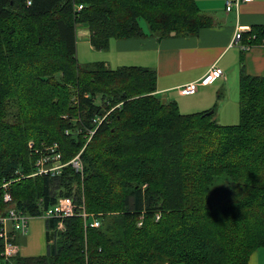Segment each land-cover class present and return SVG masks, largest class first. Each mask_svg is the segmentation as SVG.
Wrapping results in <instances>:
<instances>
[{"label":"trees","instance_id":"1","mask_svg":"<svg viewBox=\"0 0 264 264\" xmlns=\"http://www.w3.org/2000/svg\"><path fill=\"white\" fill-rule=\"evenodd\" d=\"M26 1L0 0V214L12 180L24 213L68 196L100 225L47 218L46 254L4 260L0 239V264H248L264 247V74L241 68L238 123L184 114L156 94L152 68L81 66L76 27L96 50L190 36L212 24L195 0ZM53 145L63 162L80 153L82 170L35 174L36 150Z\"/></svg>","mask_w":264,"mask_h":264},{"label":"crops","instance_id":"2","mask_svg":"<svg viewBox=\"0 0 264 264\" xmlns=\"http://www.w3.org/2000/svg\"><path fill=\"white\" fill-rule=\"evenodd\" d=\"M195 1L200 11L212 19L209 26L200 28L194 35L169 36L160 40L153 36L112 38L106 49L99 50L105 51L101 61L110 68L113 65L117 68L130 65L152 68L157 75L155 92L162 101H174L184 114L210 110L214 116H222L224 111L233 119H220L219 123L230 124L239 116L241 68L247 74H264V36L261 37V33L256 41H252L256 36L253 27L264 26V0H241L230 11L225 8L226 0ZM237 26L249 29L243 31L237 44H230ZM77 27L76 36L89 40L87 24L80 23ZM246 44L249 48L241 49V45ZM212 66L221 68L223 77L206 85H197L193 94L179 91L180 86L199 80ZM26 234L14 235L18 254L26 243L22 242ZM41 234L40 241H43L46 239L45 219ZM37 254L44 255V250ZM248 264H264V247L251 253Z\"/></svg>","mask_w":264,"mask_h":264},{"label":"built area","instance_id":"3","mask_svg":"<svg viewBox=\"0 0 264 264\" xmlns=\"http://www.w3.org/2000/svg\"><path fill=\"white\" fill-rule=\"evenodd\" d=\"M31 0H27L26 3L29 5ZM241 0H226L225 8L227 11L232 9V6L236 7L239 5ZM249 1V0H244ZM82 5H78L77 9L79 10ZM249 29L247 26H237L233 38L230 44H237L244 30ZM249 48V44L241 45V49L246 50ZM223 71L217 66H212L208 72H206L199 80L195 82H190L180 86L179 91L182 94H193L197 90V85H206L214 82L217 78L223 77ZM29 147H32V143H29ZM58 150L56 145L45 147L41 150H36V161L35 165L37 171L35 174H50L56 175L60 173V170L67 164H71L75 171L82 170V162L80 159V153L75 155L68 162L62 161V155ZM12 180L4 182L1 187L5 189L3 193V201L9 206L6 209L5 214H0V239L2 241L3 250L1 256L4 260H9L14 257L18 251L19 246L14 241L15 234H26L28 231L29 221L32 216L24 213L22 210L16 208L10 203L12 202L11 193L8 192V185ZM81 216L84 221V227H97L100 225L99 218L92 216L91 221L88 222L90 214L85 210L84 205L76 204L74 199L68 196L59 198L58 202L54 206L46 208L40 217L47 218H56L57 228H64L63 219L73 216ZM159 218V215H156V219ZM141 224V222H139Z\"/></svg>","mask_w":264,"mask_h":264},{"label":"rangeland","instance_id":"4","mask_svg":"<svg viewBox=\"0 0 264 264\" xmlns=\"http://www.w3.org/2000/svg\"><path fill=\"white\" fill-rule=\"evenodd\" d=\"M144 22L142 23V25L144 26ZM145 27V26H144ZM78 30V27H77ZM76 48H77V59L78 62L81 66H90L92 64H94V62H98L101 61V59L104 57V52L105 51H99L96 50L94 48H92L90 41L86 40V38H78L76 36ZM113 68H117V66L113 65ZM236 91V89L234 90V92ZM222 116H215V119L219 120L222 119L223 121H231V119H233L230 116H226L225 112L223 111L221 113ZM214 116V115H213ZM239 121V116H237V118H235L234 122H229L230 124H236ZM44 228V219L43 218H32L29 221V226H28V231L26 234V241H23L25 239L22 240V242H26L24 244V246H21L20 248V254L25 256H34V255H40L37 254L41 251L44 250V254L47 253V243H46V239L43 241H40V237L43 235L41 234V232L43 231ZM42 240V239H41ZM43 255V254H42Z\"/></svg>","mask_w":264,"mask_h":264},{"label":"water","instance_id":"5","mask_svg":"<svg viewBox=\"0 0 264 264\" xmlns=\"http://www.w3.org/2000/svg\"><path fill=\"white\" fill-rule=\"evenodd\" d=\"M212 113V111H209L207 114H211Z\"/></svg>","mask_w":264,"mask_h":264}]
</instances>
